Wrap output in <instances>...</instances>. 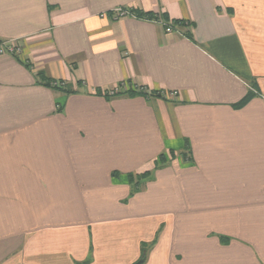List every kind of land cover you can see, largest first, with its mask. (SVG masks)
I'll use <instances>...</instances> for the list:
<instances>
[{"label":"crops","instance_id":"1","mask_svg":"<svg viewBox=\"0 0 264 264\" xmlns=\"http://www.w3.org/2000/svg\"><path fill=\"white\" fill-rule=\"evenodd\" d=\"M6 40L0 264H264V0H0Z\"/></svg>","mask_w":264,"mask_h":264},{"label":"trees","instance_id":"2","mask_svg":"<svg viewBox=\"0 0 264 264\" xmlns=\"http://www.w3.org/2000/svg\"><path fill=\"white\" fill-rule=\"evenodd\" d=\"M129 11V16L131 17H134L135 19H138V20H144V21H152V22H163L164 23V27H170L171 30L172 28L174 27H180V26H184V22L182 20H174L172 22V24H170V26H168L164 20H166V16L162 15V16H159L157 14H154L152 12H142V11H138V10H128ZM186 37H188L189 39H191L190 35L186 34ZM25 66L28 68L29 65L25 63ZM38 76L40 77L41 80H44L45 78L42 76V74H38ZM45 83H43L46 87H51L55 90H60V91H66V87H65V84L63 87H55V86H52L51 83H53L54 81L53 80H44ZM127 94L131 95V93H135L134 90H128L126 92ZM122 94V92H118L113 94V96H117V95H120ZM160 95V94H159ZM161 96V95H160ZM253 94L252 93H249L246 98H244L239 104L238 106H242L244 105L250 98H252ZM165 161L164 159V156L163 155H160L158 156L157 160H156V164L154 166V169H156L157 167H159L160 165L163 164V162ZM149 174L150 172H146L144 173L142 176H133V175H128L129 177V183L133 184V189L136 190L138 189L139 185L141 184V182H143L145 180V178H148L149 177ZM140 183V184H139ZM151 245H145V244H142V256L140 258V260H144L145 259V254H144V251L147 250V248H149Z\"/></svg>","mask_w":264,"mask_h":264},{"label":"built area","instance_id":"3","mask_svg":"<svg viewBox=\"0 0 264 264\" xmlns=\"http://www.w3.org/2000/svg\"><path fill=\"white\" fill-rule=\"evenodd\" d=\"M114 13L117 17H124V16H128L129 15V11L123 8H117L114 10ZM158 23L161 24V21H159ZM166 32H171V28L170 27H166L165 28ZM21 52V48L19 46V44L15 41V40H6V41H1L0 42V55H18ZM52 86L55 87H63L64 84L62 82H55L52 84ZM117 92V89L112 90L110 92V94H115ZM174 94H171V96H174Z\"/></svg>","mask_w":264,"mask_h":264},{"label":"water","instance_id":"4","mask_svg":"<svg viewBox=\"0 0 264 264\" xmlns=\"http://www.w3.org/2000/svg\"><path fill=\"white\" fill-rule=\"evenodd\" d=\"M135 264H142V260H139V261L136 262Z\"/></svg>","mask_w":264,"mask_h":264}]
</instances>
